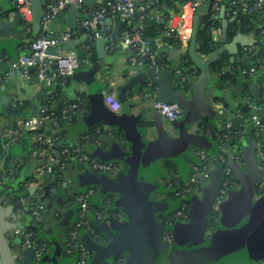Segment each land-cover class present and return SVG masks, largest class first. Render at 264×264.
I'll list each match as a JSON object with an SVG mask.
<instances>
[{
  "label": "crops",
  "instance_id": "1",
  "mask_svg": "<svg viewBox=\"0 0 264 264\" xmlns=\"http://www.w3.org/2000/svg\"><path fill=\"white\" fill-rule=\"evenodd\" d=\"M14 1L0 0V202L6 209L5 236L15 264H74L72 259L77 257V251L74 250L72 255H68L66 245L69 232L75 228L78 206L75 201L71 206L66 201L74 200V197L88 192L90 196L86 219L97 237L87 233L86 229H81L78 232V242L86 248L85 242L91 240L95 246L106 249L111 242L122 237L121 229L129 225L128 213L118 205L122 195L106 190L95 181L102 179L112 184H122L127 179L130 167L119 159L106 160L102 155L134 158L136 154L135 157L138 158L142 150H157L150 152L154 155V162L149 163V168L146 167L144 176L146 184L152 188L146 193V202L160 207L150 211L151 222L162 225V221L179 208V202L171 197V193L175 194L178 190L171 187V173H177L180 182L185 185L191 173V166L199 163L196 150H202L210 157L216 153L215 139L200 132L203 130L199 127L202 121L218 130L223 129L225 123L229 122L232 133L238 132L239 138L227 144L224 153L231 168L230 178L233 183L227 200L215 208L214 200L222 181V171L215 167L210 168L206 175L199 177L198 184L186 195L188 221L178 225L184 226L185 229V226L191 224V213L194 211L192 209H195V205L205 203L209 189H216L211 209L206 215L205 229L198 237L197 243L199 248L216 247L217 254L208 260L209 263L204 264L264 263V258L256 261L248 258V253L254 250L255 246H264V131H259L252 123H246V118L250 115L248 99L256 104L264 91V57L252 61L264 41L256 34L237 33L231 40L226 39L223 44L221 28L211 29V40L212 35L218 37V41L212 42L214 48L221 51L219 57L224 55L229 64H235L240 70L251 66L257 68V74L249 78L247 90L250 98H246L241 87L246 81L240 86H227L220 83V73H213L211 70L207 74L202 73L193 65L196 72L187 71L192 67L182 68L180 59L184 56L181 55L183 49H174L167 45L164 38L170 37H166L162 32L153 46L154 52L157 60L163 65L162 69L171 73L174 100L181 109L179 119L169 122L154 112L151 103L142 98L143 93L152 90L158 94V86L157 82H151V76L143 63L139 67H131V55L123 43L128 26L123 22L113 21L107 24L114 34L115 47L111 53L104 49L105 57L99 59L96 53L97 40L91 42L86 33L76 31L83 18L82 14L78 11L79 14L72 18L67 10L51 25L54 39H61L63 34L72 33L67 40L70 42L66 44L65 41L63 47H60V53L71 50L79 55V52L88 46L89 49L92 48L95 60L91 59L88 49L89 55L84 53V56L79 58V67L73 75L63 82L55 81L50 88H46L33 77L26 81L5 79L9 61L26 54L33 37L39 35L45 4H53L56 0H40L39 4L37 0H32V18L34 2L36 1L35 6L40 7L39 30L36 33L34 21L26 24L16 10ZM83 6L92 10L94 3ZM153 9L156 12L163 11L159 6ZM208 9V4L203 5L198 8L196 15L201 18ZM165 11L174 13L171 10ZM220 12L214 20L221 24L223 19L228 18L225 16L226 10L222 17ZM70 24L72 25L69 26ZM88 42L90 45H87ZM229 69L227 65L223 67V71ZM176 70H180L185 76L184 81L177 79L174 73ZM108 93L114 94L120 103V109L115 113L108 111L103 105V96ZM45 101L51 103V108L81 105L80 112H76L55 131L61 135L59 139L53 135L56 145L67 149L77 147L81 154L88 158L111 166L110 170L101 172L92 169L89 163L79 162L77 159L68 163L62 173V186L57 188V200L53 203L49 198L52 190L50 185L54 182L53 171L40 174V160L36 154L34 137L29 131L23 130L24 123L40 114L44 107L42 103ZM235 119L236 131L231 124ZM50 128L51 126L46 124L44 134L48 135ZM11 129L21 132L15 142L11 141L8 134ZM125 129L131 130V134ZM130 137L136 141V145L138 143L142 147L141 150L138 147L135 149ZM257 149L261 152L260 156L256 152ZM51 154L57 155L56 152ZM170 165L172 168H167ZM247 184H251L252 189L238 212L235 228L230 230L231 234H227L229 231L226 232L225 228L220 227L225 217L221 207L234 199V196L241 194ZM29 189L33 191L29 192ZM24 191L34 196L35 202L43 207L39 222L34 221L27 210L19 212V207L15 208L10 204L11 196ZM210 212L213 215L212 220L215 219L214 227L210 221ZM16 230L35 231L36 241L46 247L45 253L39 256L33 250L30 253L28 250L22 252L21 239L15 234ZM162 231L163 228L155 231L157 242L154 246L158 254L153 261L149 259L145 264H176L172 256L181 252V247L176 243L174 234L173 246L167 247L161 239ZM221 238L224 241L220 240ZM89 251L91 264L95 253ZM131 255L132 250L125 249L110 259H103L99 264H127ZM0 264H3L1 256Z\"/></svg>",
  "mask_w": 264,
  "mask_h": 264
},
{
  "label": "built area",
  "instance_id": "2",
  "mask_svg": "<svg viewBox=\"0 0 264 264\" xmlns=\"http://www.w3.org/2000/svg\"><path fill=\"white\" fill-rule=\"evenodd\" d=\"M93 1L94 7L92 10L84 8L82 0H56L53 4L46 3L44 15L40 22L39 35L30 42L29 50L26 54L19 55L15 59L9 61V69L5 74V79L26 81L33 77L43 83L46 88H50L55 81L63 82L73 75L80 64L78 54L71 50L63 54L60 53V47H63V44L69 39L72 33L63 34L58 41L52 36L51 30L53 21L70 9L78 10L83 16L76 31H83L86 33L88 40L91 42L103 38L105 40L104 49L107 53L113 51L115 47V38L106 20L110 19L111 22L120 21L126 23L128 28L124 33L123 43L128 53L131 55L130 65L131 67H139V65L143 63L151 76V82L153 84L157 82V72L163 68V65L158 62L151 41L143 37L142 33L145 28V23L148 20L164 25V35L166 37L176 38L184 52H186L192 37L196 12L198 8L206 4L209 6L208 10L211 11L212 19L216 18L221 10H226L225 16L230 21L240 16H248L256 19L257 21H254V27L258 31V35L264 37V0H187L182 4L178 13H172L168 16L152 9V4L155 0ZM14 3L16 10L24 22L26 24L32 23V0H15ZM73 33H75V31ZM49 48H58L59 53L57 55H50L47 53ZM88 49V46L84 48V53L87 56L89 55ZM174 73L177 79L184 81L185 76L180 70H176ZM241 73L244 76L252 78L257 74V68L251 66L242 69ZM142 98L148 100L154 112L167 121L175 122L179 119L181 115L180 107L176 103L168 104L161 102L157 98L155 91L152 90L143 93ZM102 102L104 107L112 113L120 109V103L112 93L105 94ZM247 107L250 111V115L246 118V123H252L259 131H264V123L261 121L264 117V91L258 103L255 104L252 100L248 99ZM80 109L81 105H69L62 108L59 115L65 121H69L76 112H80ZM46 124L58 128V116L55 115L53 111L43 107L37 117L23 124V130L35 132ZM223 131L224 133L215 139L216 153L213 156H208L207 153L202 150H196L195 154L199 163H207L208 166L198 169L196 167L197 164L192 165L188 182L185 184L187 187L182 190H176L174 194L176 200L179 202V208L162 221L163 231L161 233V239L167 247L173 246L172 228L178 223L185 224L188 221V205L185 202L186 195L190 189L198 184L199 177L206 175L212 167L222 171V181L219 189L216 191L214 207L217 208L227 200L228 191L233 182L230 178L231 168L227 164L224 153L226 152L228 141L232 138L235 139V136L231 131L229 122L225 123ZM200 132L210 138L209 132L203 130H200ZM20 133L18 129H11L8 131L10 139L13 142L17 141ZM33 137L37 147L36 154L40 160V174L51 172L53 167H57V169L63 173L68 164H66V161H68L67 153L69 149L63 147L61 150L60 154L65 161L62 162V160L59 159V155L50 153L56 146L54 137H42L39 135H34ZM70 150L75 154L77 161L89 163L92 169L96 171L105 172L111 169L110 165L98 163L88 158L86 155L81 154V151L77 147ZM256 152L259 156L261 155L259 149H257ZM175 178L176 180L179 179L178 175H175ZM1 184L2 180L0 176V185ZM50 192L54 193L55 189H52ZM89 196L90 192L81 194L74 199L78 206L76 223L75 228L69 232V239L66 245V253L68 255H71L74 250L77 251L74 264H90L91 258L90 251L78 242L79 230L86 229L87 233L95 238L97 237L86 219ZM29 201L30 199L28 198L20 199L19 204L21 207L19 212L22 211V208H28L27 210L34 221L39 222L41 220L43 207L36 202L30 204ZM15 234L21 239L22 252L30 249L35 251L39 256L45 253V245L36 241L34 232L16 230Z\"/></svg>",
  "mask_w": 264,
  "mask_h": 264
},
{
  "label": "water",
  "instance_id": "3",
  "mask_svg": "<svg viewBox=\"0 0 264 264\" xmlns=\"http://www.w3.org/2000/svg\"><path fill=\"white\" fill-rule=\"evenodd\" d=\"M94 3L93 0H82L83 5L88 3ZM40 3V0H37V4ZM36 1L33 5V21L34 32L36 33L39 30L38 22L40 20V7L35 6ZM69 13L71 17L77 16L79 14L78 10L70 9ZM224 15V10H221L220 17ZM72 17V18H73ZM110 19L106 20V23H110ZM230 20L223 19L221 22V42L226 43L227 39V25ZM200 17H194L193 24V33L189 46L186 52H182L181 55H187L193 65L198 71L202 73H209L210 66L219 59L220 50L214 48V44L211 40V28H207L206 36L208 40V47L210 53L207 57H201L196 51V40L198 29L200 26ZM70 24L69 26H71ZM55 40H60L57 37ZM70 41H66L68 44ZM105 41L104 39H99L96 41V53L99 59L105 57L104 52ZM47 53L50 55H57L59 53L58 48H49ZM37 80V79H36ZM40 83V82H39ZM157 86H158V99L161 102L173 104L175 103L173 96V89L171 83V73L167 69H160L157 72ZM264 122V119H261ZM232 128L236 131V119L231 121ZM125 131L130 135L131 130L125 129ZM135 145V149L138 147L140 150L142 147L130 137ZM151 151V148L140 151L138 158L132 156H110L102 157L106 160L119 159L126 163L130 167V172L127 175V179L122 184L116 185L109 182H106L102 179L96 180V183H99L105 187L106 190H111L117 193H121L122 198L118 203L124 211L128 213L129 225L126 228L121 229L122 237L117 241L111 242L108 248L103 249L95 246L91 240L85 242L87 249L95 253V258L91 261V264H99L103 259H110L113 255H117L123 252L125 249H131L132 255L127 262V264H145L149 259H153L158 254L156 247L154 246L157 242V236L155 231L161 230L162 225H156L151 222L150 211L160 209L159 206H153L146 202V193L152 188L146 184V177L144 176L146 167L149 168V163L154 162L152 157L154 156ZM159 152V151H158ZM137 159V160H136ZM202 178V177H201ZM251 184H247L241 194L234 196V199L226 202L221 208L224 211V220L223 224L220 227L225 228L231 234L230 230L235 228V223L238 219V212L243 206V203L247 200L248 194L251 191ZM216 190V189H215ZM213 188L209 189L206 193L205 203L202 205H195V209H192V223L185 226L175 225L173 228V234L176 239V243L181 247V252L172 256L173 262L176 264H196L204 262L209 263L212 257H215L217 250L216 247L209 249L199 248L197 239L205 229L206 215L212 206V199L215 195ZM29 192H32L33 189H29ZM6 209L2 207L0 202V256L2 258L3 264H15L13 256L11 254L8 242L5 236V223L4 216ZM224 241V239H220ZM213 246V245H211ZM210 246V247H211ZM163 250V249H162ZM30 253L31 250H28ZM220 251V250H218ZM31 255V254H28ZM248 258L251 261H256L258 259L264 258V246H255L254 250H251L248 253ZM43 262V261H42Z\"/></svg>",
  "mask_w": 264,
  "mask_h": 264
},
{
  "label": "trees",
  "instance_id": "4",
  "mask_svg": "<svg viewBox=\"0 0 264 264\" xmlns=\"http://www.w3.org/2000/svg\"><path fill=\"white\" fill-rule=\"evenodd\" d=\"M186 1L187 0H170V1H168V0H155L152 4L153 5L152 9H153V7L159 6L160 9L163 10L161 12L164 13L165 16H168L169 13H167L165 10H167V11L171 10L174 13H178L180 7ZM200 20H201V23H200V26L198 29L197 40H196V51H197L199 56H207L210 53V50L208 47V40H207V36H206L207 28L210 27L211 29L218 30L221 28V24L218 20H214L211 18V11L210 10H208V12L205 15H202ZM254 21H257V20L252 18V17H248V16H240L237 19L230 21L227 25V28H226L227 29V41L231 40L234 37V35H236L237 33L256 34L258 37H260L264 41V37H261L260 35H258V31L254 27L255 26ZM117 22L119 23L120 21H116V23ZM162 32H164V25L157 24V23H154V22L148 20L145 23V28H144L142 34H143L144 38H146L147 40H150L151 43H153L152 46H155V42L158 38L161 37ZM34 38L35 37H33V39ZM164 41L167 42V45L171 46L174 49H181L180 43L174 37L164 38ZM87 45H90L89 42ZM153 49H154V47H153ZM89 50L91 52V59L95 60V55L93 53L92 48ZM83 56H84V50H81L79 52L78 57L81 58ZM262 57H264V45L260 46L259 52L256 54L255 57H253L252 61L254 62V61H256V58H262ZM180 60H181V67L182 68L188 69V68L192 67V63H191V61L187 55H184L183 57H181ZM158 62L160 63V61H158ZM256 64L257 63H255L254 65L256 66ZM226 65L229 66L230 69L228 71H223V67ZM210 70L213 73H220L221 74L220 83L226 84L227 86H232V85H234V86L239 85L240 86L241 83L243 84V81H246L245 85L243 84L241 87L245 91L243 93L244 97L250 98V94L248 93V90H247V88L249 86L248 81H250L249 77H246V76L240 74L241 70L237 69L235 64H229L227 58L224 55H220L219 59L210 66ZM187 71L196 72L197 70L193 69V67H192L191 69H189ZM42 106L46 107L50 111H53V113L58 116V128L63 126V124L66 123V121L59 115L60 110L62 109V108H60L61 106H58V107L53 106L51 108V103H48L46 101L42 103ZM199 127L201 129H203V131L209 132L210 138H212V139H216L224 133L223 129L218 130L216 128L215 129L211 128V126L208 125L207 122H203V121L199 124ZM44 128H45V125L41 129H39L35 132H30L29 134L30 135L32 134L33 136L39 135L42 137H51V136L53 137V135H54V137H58V139L61 137L59 132L58 133L55 132V131H57L58 128H54L52 126L50 128L51 130H49L50 132L48 133V135L44 134ZM115 134H117V133L115 132ZM233 135L236 136L235 139L239 138L238 132H234ZM235 139H233V138L230 139L227 144L229 145L230 142H232V141L234 142ZM35 146H36V143H35ZM62 149H63V147H60L57 144L55 146L54 150L51 151L50 153L56 152L57 155H59V159L62 160V162H65L63 160L64 158L60 154ZM68 151H69L67 153L68 161H66V164L73 162V160L76 159L75 154H73L70 149ZM206 166H208L207 163H199L196 165V167L198 169H201L202 167H206ZM167 168H172V166L171 165L167 166ZM52 171L54 174V182L52 183V185H50V188L55 189L56 191L54 193H50L51 195L49 194L50 195L49 198H50V201L53 203L54 201L56 202V200H57L56 199L57 188L58 189L61 188L63 179H62V173L57 169V167H53ZM175 175H177V173H175V172L171 173V180H170L171 187L172 188L176 187L179 190L186 188L187 186L182 184L179 179L176 180ZM171 197L173 199L175 198L174 192L171 193ZM21 198L30 199V201H29L30 204H32L36 200L34 198V196H31L27 193V191H24V192H21L17 195L11 196L9 198V199H11L10 204H12L15 208H17V207L20 208L21 206L19 204V201ZM74 199H75V197H74ZM66 202H69L70 206H71L72 203L74 202V200L68 199ZM23 209L24 208H22L21 210H23ZM27 209L25 208V210H27ZM211 223L213 224L212 219H211ZM34 233L36 234L35 231H34ZM72 260L74 262V261H76V258H74Z\"/></svg>",
  "mask_w": 264,
  "mask_h": 264
},
{
  "label": "rangeland",
  "instance_id": "5",
  "mask_svg": "<svg viewBox=\"0 0 264 264\" xmlns=\"http://www.w3.org/2000/svg\"><path fill=\"white\" fill-rule=\"evenodd\" d=\"M212 40L213 41H218V37L216 35H212ZM250 264H260V263L251 262Z\"/></svg>",
  "mask_w": 264,
  "mask_h": 264
},
{
  "label": "flooded vegetation",
  "instance_id": "6",
  "mask_svg": "<svg viewBox=\"0 0 264 264\" xmlns=\"http://www.w3.org/2000/svg\"><path fill=\"white\" fill-rule=\"evenodd\" d=\"M169 211H171V210H169ZM209 216H211V219L213 218V215H212V213L210 212V215ZM211 221V220H210ZM215 226V219H213V224H212V227H214Z\"/></svg>",
  "mask_w": 264,
  "mask_h": 264
}]
</instances>
